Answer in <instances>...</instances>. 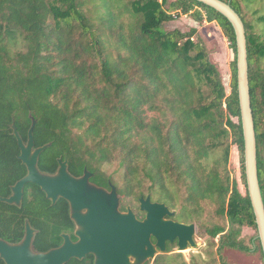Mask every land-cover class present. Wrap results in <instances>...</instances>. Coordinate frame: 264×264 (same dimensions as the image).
Returning <instances> with one entry per match:
<instances>
[{
  "label": "trees",
  "instance_id": "trees-1",
  "mask_svg": "<svg viewBox=\"0 0 264 264\" xmlns=\"http://www.w3.org/2000/svg\"><path fill=\"white\" fill-rule=\"evenodd\" d=\"M222 1L245 28L264 204V68L258 65L264 59V0ZM180 15L220 28L234 54L228 94L205 47L192 39L196 28L161 27ZM256 24L262 33L254 31ZM147 112L159 117L148 120ZM29 115L36 120L34 146L51 144L39 156L41 171L54 172L57 157H65L74 175L85 167L96 181L110 179L122 206L150 196L186 224L212 204L229 225L206 228L211 245L218 237L216 262L228 264L221 255L225 248L259 252L263 259L245 180L235 33L213 8L196 0H0L2 197L26 174L11 124L25 142ZM231 145L240 155L244 193L227 168ZM67 208L62 199L50 205L37 185L27 183L20 208L0 202V237L18 241L28 219L38 230L35 249L46 250L56 230L71 226ZM244 226L255 230L251 245L237 239ZM174 246L167 243L166 253L147 264H179L180 253L167 254Z\"/></svg>",
  "mask_w": 264,
  "mask_h": 264
},
{
  "label": "water",
  "instance_id": "water-1",
  "mask_svg": "<svg viewBox=\"0 0 264 264\" xmlns=\"http://www.w3.org/2000/svg\"><path fill=\"white\" fill-rule=\"evenodd\" d=\"M222 14L231 23L236 40L237 92L240 105V120L244 140V168L248 196L253 209L257 238L264 260V204L258 181L257 150L253 116L250 103L248 62L245 28L238 13L222 0H196ZM30 127L24 142L14 122L11 124L19 154L18 159L26 168V174L12 187L9 197L0 201L21 206L25 184L40 187L46 198L54 204L59 198L69 203L70 217L76 225V242L63 235V244L47 252L36 253L32 249L34 229L25 223V234L18 243H8L0 238V258L5 264H65L71 258L81 260L87 254L94 257V264H144L167 251V243L176 241V251L196 248L195 224L175 221L174 211L150 196L139 198V211L145 213L142 220L136 218L128 206L119 210V197L114 186L110 191L91 184V173L86 169L81 176L68 171L67 160L58 158L54 173L39 169L40 154L51 144L35 147L33 128L35 118L29 115ZM154 238L155 242H152Z\"/></svg>",
  "mask_w": 264,
  "mask_h": 264
},
{
  "label": "rangeland",
  "instance_id": "rangeland-1",
  "mask_svg": "<svg viewBox=\"0 0 264 264\" xmlns=\"http://www.w3.org/2000/svg\"><path fill=\"white\" fill-rule=\"evenodd\" d=\"M171 1V0H168ZM255 16L247 15V20H253ZM164 30L171 29H180L183 32H188L191 28H196V33L192 37L194 41H200L207 52L209 60L217 67L221 81L224 86L225 92L228 94L230 91V62L234 57L232 50L228 46V42L224 35L222 34L220 28L215 22H203L201 24L194 21L187 15H180L173 21L167 22L161 26ZM255 32L260 34L262 33V27L259 24L255 25ZM264 38V33H262ZM260 68H264V59L258 62ZM148 120L152 117H159V114L156 112H147L146 113ZM212 134V133H211ZM117 163L107 166V171L109 173L113 172L116 169ZM227 168L230 172V176L237 183V187L240 192H245V187L241 180V162L240 155L235 145L230 146L229 150V161ZM121 169L116 171V176L121 173ZM129 203L137 205L134 201L129 199ZM212 204H205L204 210L198 219L192 221L195 224V234L193 236L194 241L198 244L196 248H188L181 252L176 251V247L172 248L167 254L174 255L175 253H180V256L177 258L179 264L181 261H185L187 264H218L217 260V247H218V237H216L215 243L210 244L209 234L206 233V228L213 225H224L226 229L228 224L225 219L217 216L213 212ZM177 209V208H176ZM174 211V209H170ZM172 218V217H171ZM255 235V230L250 227H241L240 233L237 236V239L242 240L245 244L251 245V239ZM221 255L228 264H264L259 252H243L238 249L225 248L221 251ZM151 263V261H150Z\"/></svg>",
  "mask_w": 264,
  "mask_h": 264
},
{
  "label": "flooded vegetation",
  "instance_id": "flooded-vegetation-1",
  "mask_svg": "<svg viewBox=\"0 0 264 264\" xmlns=\"http://www.w3.org/2000/svg\"><path fill=\"white\" fill-rule=\"evenodd\" d=\"M58 158H61L62 160H64V159H66L67 160V158H62V157H57V159ZM56 159V160H57ZM67 165H68V161H67ZM57 167H58V161H57ZM57 167H56V169H55V171L57 170ZM84 169H86L85 167L83 168V170ZM83 170H82V172L79 174V175H74V174H72L70 171H69V169H68V171L73 175V176H76V177H78V176H81L82 174H83ZM87 170V169H86ZM54 171V172H55ZM88 171V170H87ZM54 172H51V173H54ZM47 173V172H46ZM89 173H91V176L89 177V179H88V181L91 183V184H93V185H95V186H97V187H100V188H103V189H105V190H107V191H110V189H111V186H114L115 187V189H116V192H117V195H118V197H119V210L120 211H126V208L129 206L131 209H132V211L134 212V214H135V216H136V218L137 219H139V220H142L144 217H145V213L144 212H141V211H139V199H138V201H137V205H134L133 206V204H130V203H126V204H124L123 206H122V200H121V197L119 196V194H118V189H117V186L110 180V179H107V180H105V179H103V180H94L93 179V173L92 172H90L89 171ZM26 185V184H25ZM36 185V184H35ZM39 187V186H38ZM40 188V187H39ZM24 190V189H23ZM41 190V189H40ZM11 194V193H10ZM10 194L8 195V196H6V197H9L10 196ZM44 196H45V198H46V195H45V193H44ZM2 197V196H1ZM22 199H23V196H22ZM60 199H62V200H64L66 203H67V209H68V217H69V219H70V221H71V226L70 227H67V228H61V229H58V230H56V232L57 233H55V237H53L54 238V240L51 242V244H50V246L48 247V248H46V250H36L35 249V247H34V240H35V236H36V234H37V232H38V230L37 229H35L32 225H31V223L29 222V220L28 219H24V224H23V226H24V230H23V235H22V237L18 240V241H15V242H9V241H7V240H5V239H3V238H1V239H3V240H5V241H7L8 243H18V242H20L22 239H23V237H24V234H25V223H26V221H28L29 222V224H30V226L34 229V231H35V233H34V237H33V240H32V249H33V251L34 252H36V253H42V252H47V251H49V250H51V249H56V248H58V247H60L62 244H63V242H64V239H63V235H67L68 236V238H69V240L71 241V242H76L77 240H78V237L75 235V229H76V225H75V223L73 222V220L71 219V217H70V212H69V203L65 200V199H63V198H59L54 204H52L51 203V201L49 200V199H47L46 198V200H48L49 201V203H50V205H55ZM1 202V201H0ZM2 203H5V202H2ZM5 204H7V203H5ZM8 205H10V204H8ZM21 205H22V201H21ZM11 206H15V207H17L16 205H11ZM21 207V206H20ZM20 207H17V208H20ZM151 240H152V242H155V240H154V238H151ZM173 243H175V247H176V241L175 242H173ZM167 247V246H166ZM157 255H159V254H157ZM156 255V256H157ZM72 259H75V260H77V261H79L80 262V264H94V257H93V255H91V254H87L85 257H83L81 260H78V259H76V258H71L70 260H72ZM0 260L4 263V261L0 258ZM69 260V261H70ZM68 261V262H69ZM153 261V260H152ZM68 262H66V263H68ZM148 262H150V261H147L146 263H144V264H147ZM65 263V264H66ZM5 264V263H4Z\"/></svg>",
  "mask_w": 264,
  "mask_h": 264
}]
</instances>
